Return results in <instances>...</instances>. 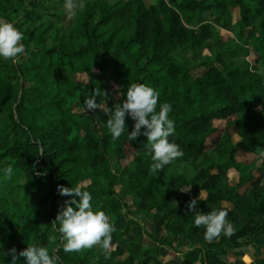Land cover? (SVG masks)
Listing matches in <instances>:
<instances>
[{"label":"trees","instance_id":"16d2710c","mask_svg":"<svg viewBox=\"0 0 264 264\" xmlns=\"http://www.w3.org/2000/svg\"><path fill=\"white\" fill-rule=\"evenodd\" d=\"M0 21L24 45L15 62L0 61V169L14 170L11 179L0 171V264L28 245L47 247L58 264H156L146 260L160 246L170 257L191 247L178 264L212 253L235 263L246 242L264 264L254 242L264 232V0H86L71 18L64 0H0ZM235 56L248 60L226 61ZM131 84L159 93L157 111L172 106L169 141L183 156L162 170L152 169L146 137L113 140L106 127L103 109ZM96 92L101 108L89 112L83 102ZM60 185L89 191L105 212L115 228L107 253L63 251L52 224L70 199ZM200 191L198 210H226L231 236L209 241L195 227L187 204Z\"/></svg>","mask_w":264,"mask_h":264},{"label":"clouds","instance_id":"9594fccd","mask_svg":"<svg viewBox=\"0 0 264 264\" xmlns=\"http://www.w3.org/2000/svg\"><path fill=\"white\" fill-rule=\"evenodd\" d=\"M86 0H64V9L68 18L77 15L83 10ZM23 33L12 23L0 21V61L15 62L24 52L22 43ZM96 92L93 96L84 100V106L89 112L100 110L101 106L96 102ZM126 97L121 103L103 109L107 116L106 127L113 140L126 136L129 141H136L141 135L147 138L150 145L148 152L152 160L153 170H162L171 164L183 152L175 142H170L169 137L175 133V122L169 117L172 106L161 102L159 111V93L146 84H131L123 93ZM126 118L134 121L133 130L128 131ZM258 157L264 159V150L258 151ZM8 179L14 175L12 166L0 169ZM191 187V186H190ZM190 187L184 189L190 190ZM61 196L70 197L65 201V206L58 212L52 223L60 234L63 251L65 253H76L84 249L99 246L105 253L108 252L112 233L115 228L110 224L107 215L102 210H94L92 195L80 187L58 186ZM78 198V199H77ZM205 199L200 191L198 198L191 199L187 208L194 213V225L197 228L203 226L204 238L213 240L222 233L225 236L233 234V225L227 219L228 213L224 209L211 210L209 213H201L198 204ZM8 255L11 259L8 264H17L23 257V264H58L59 257L50 254L45 246L28 245V247L17 253L13 247Z\"/></svg>","mask_w":264,"mask_h":264},{"label":"crops","instance_id":"0c3cea01","mask_svg":"<svg viewBox=\"0 0 264 264\" xmlns=\"http://www.w3.org/2000/svg\"><path fill=\"white\" fill-rule=\"evenodd\" d=\"M261 191L264 192V187L261 188ZM244 202L247 203L250 201V192H246L243 197ZM231 209L234 204H230ZM134 217V216H132ZM260 220H262V216H258ZM238 221L240 225H245L249 223V219L245 218L242 215H239ZM169 233V230H168ZM255 245L259 247H263V259H264V232L258 233L254 238ZM193 249L185 248L182 253H177L174 257H170V250L167 247L160 246L159 248L153 249V253L150 257L146 260L149 263L155 262L156 264H178L177 257L181 260L187 258V254L191 252ZM126 247L124 244H119L118 252L115 254L117 256H123L126 254ZM255 249L253 246L246 242L241 250H236L232 252L231 258L234 260L235 263L227 261L225 259H221V264H254L253 254ZM216 256L212 253L210 255L203 254L202 257L194 259V264H217Z\"/></svg>","mask_w":264,"mask_h":264},{"label":"rangeland","instance_id":"374dc122","mask_svg":"<svg viewBox=\"0 0 264 264\" xmlns=\"http://www.w3.org/2000/svg\"><path fill=\"white\" fill-rule=\"evenodd\" d=\"M150 3H155L157 0H148ZM213 22L215 24H217L218 26H222L221 22H220V18H216L214 17L213 18ZM228 32L230 33H233V34H237L238 33V27L234 24L232 25H229L226 29ZM257 34V28L256 26L254 27V31H253V34L252 35H256ZM251 35V36H252ZM254 37V36H253ZM248 60V57L247 56H235V57H231V58H227L226 61L227 62H234L235 64L237 65H240V64H243L245 63L246 61ZM116 88H119L121 89L122 87L121 86H116ZM119 228L121 227L120 225L118 226ZM18 264V262H17Z\"/></svg>","mask_w":264,"mask_h":264}]
</instances>
